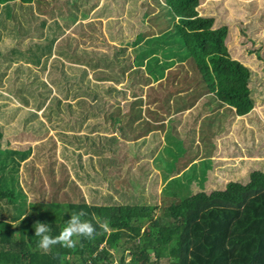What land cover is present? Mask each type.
<instances>
[{
	"label": "trees",
	"instance_id": "1",
	"mask_svg": "<svg viewBox=\"0 0 264 264\" xmlns=\"http://www.w3.org/2000/svg\"><path fill=\"white\" fill-rule=\"evenodd\" d=\"M202 1L0 0V92L79 144L70 166L32 167V184L45 175L52 190L28 202L20 177L32 150L3 151L0 131V264H264V119L250 84L264 86V66L253 72L231 56L227 0ZM241 34L258 44L251 63L264 62L263 10ZM122 141L152 149L144 178L133 177L147 188L150 163L159 169L170 204L158 216L149 193L130 204L143 188L118 179L129 165L115 155ZM110 172L118 181L105 188ZM80 210L100 234L73 249H37L36 221L55 237Z\"/></svg>",
	"mask_w": 264,
	"mask_h": 264
},
{
	"label": "rangeland",
	"instance_id": "2",
	"mask_svg": "<svg viewBox=\"0 0 264 264\" xmlns=\"http://www.w3.org/2000/svg\"><path fill=\"white\" fill-rule=\"evenodd\" d=\"M209 0H203L201 3V8L206 7V3ZM252 0H227V15L224 22L229 24L231 30H233L234 36L230 43L228 44L231 56L234 59H238L241 62L250 65L253 72L258 71L262 72V66H264V62L260 61L257 62L255 65L251 63L252 59H260L258 56V53L260 50L256 47L257 45H253L252 41L247 39L245 36L241 34V30L245 29L247 25V18H249V15H256L260 14L261 10L264 11V0H259V6L255 10V8L248 7L246 5H249ZM142 10H145L144 8ZM95 27V25H94ZM92 26V29L94 28ZM152 29H155L153 27ZM101 31V28L99 29V33ZM87 33V32H86ZM69 36L71 34H74L75 36L79 37L80 35L84 34V31H78V30H72L68 32ZM264 38V36L262 35ZM100 50H103L104 45H100ZM250 51L251 54L248 52ZM251 55V56H250ZM260 55V53H259ZM261 56V55H260ZM262 62V63H261ZM177 73V72H176ZM175 73V74H176ZM259 74V73H256ZM195 79L196 74L192 75ZM188 78L191 77L187 76ZM173 80V77H172ZM255 81L251 80L250 84L254 88L252 89V96L255 101V107L257 108V114L262 119H264V86H256L254 83ZM205 84H202L201 90ZM201 107V105H200ZM199 108L196 110L198 111ZM255 110V113H256ZM219 113L218 111H213L212 113ZM254 113V114H255ZM40 112H36L32 108H25L22 105H20L16 100H14L12 97H9L6 93L0 92V131L2 133V139H1V148L2 150L6 149H12V150H18V151H28L32 150V157L34 159L28 162V167L23 168V173L20 177V183L22 185L26 186V188L29 190L28 192V202L34 200H40L42 197L38 196L41 194L42 190L40 189L42 186L45 188L47 193H50L52 187L49 185L45 175H43L45 182L41 181L38 185L32 184V177L37 173V170L40 173H44V169H47L50 167L51 164L54 165L55 170L60 169V165H69L67 162V158L70 156L72 157V150L75 148L76 145H79L77 142H72V139L64 138L61 134H57L55 131L51 130L47 124V122L41 117ZM207 113L204 114L203 118L205 116L211 117L212 115H209ZM198 117V116H197ZM202 120V119H201ZM200 121V119H199ZM264 121V120H263ZM199 123H193L191 126L192 128L198 127ZM164 145L166 142V139H162ZM71 143L74 144V147L71 145ZM137 142H125L122 141L119 144H115L113 148L115 149V155L117 154L116 158L122 159V155H125L129 159V165H126L123 168V172L121 173V176H118V179L122 178L128 181L129 183H133V185H139L141 188H143L142 191L137 192L135 190L136 194H132L133 201H131V198L128 199L126 204L136 205L141 204L142 202V195H145V197H148V193L153 196L150 202L151 205L157 204L158 208L155 213V216H158L162 209L165 210L167 206H169V201L167 199H164L165 196L163 195L162 191L165 188V184L162 183L160 178V172L159 169L156 167L155 163L153 162L152 165L150 163V177L148 176V180L150 181L146 185L142 186L140 183L139 178L133 177L134 174L139 173L144 178V173H142L141 168L144 169L145 161L144 159L147 158L150 155V152L152 151L151 147L148 151H144L142 153H139L138 151L141 150L140 144ZM65 144V146H64ZM86 146V145H85ZM95 149H103V146L96 145L93 149H91L86 155L85 159L88 158L89 155L94 156L95 158L97 155H94L92 150ZM78 150V149H76ZM85 150H87V146L85 147ZM79 151V150H78ZM136 154L140 155L138 160L134 159ZM158 153H155V156ZM76 156L77 153H74ZM67 157V158H66ZM104 157L107 158L106 154ZM30 158V159H31ZM29 159V160H30ZM117 162V160H114V163ZM124 164V163H123ZM32 167L38 168L33 169ZM116 167V166H115ZM111 168V167H110ZM127 169H134L137 172H134L132 174V170L125 173ZM112 172H116L112 171ZM112 172L111 174H107L105 177L106 180H104V187L106 188L109 185H114L115 176L113 177ZM127 176H126V175ZM146 174V173H145ZM142 178V179H143ZM118 181V180H117ZM124 181V180H123ZM142 181V180H141ZM120 183H117V187ZM111 190V187L109 189V192ZM50 191V192H49ZM121 191L118 190L117 192V198L119 199L118 202L121 201L123 198ZM121 196V197H120ZM33 200V201H34ZM114 256H120L118 253V250L116 249H110ZM130 258L127 257V260ZM153 261L154 259L151 258ZM70 261L74 262V264H81L80 261L74 256L70 257ZM164 264H169V260H163ZM113 264H118V259H116Z\"/></svg>",
	"mask_w": 264,
	"mask_h": 264
},
{
	"label": "clouds",
	"instance_id": "3",
	"mask_svg": "<svg viewBox=\"0 0 264 264\" xmlns=\"http://www.w3.org/2000/svg\"><path fill=\"white\" fill-rule=\"evenodd\" d=\"M86 215L87 213L84 210L72 213L70 219L66 222V226L55 237L49 235L51 227L47 223L36 221L34 224L35 237L39 238L37 249L42 250L44 253H48L51 247L55 245L73 249L80 243L81 238L94 239L95 235L100 233L96 232V228L90 221L82 219ZM97 223L104 232L109 231L107 222L100 223L97 221Z\"/></svg>",
	"mask_w": 264,
	"mask_h": 264
},
{
	"label": "crops",
	"instance_id": "4",
	"mask_svg": "<svg viewBox=\"0 0 264 264\" xmlns=\"http://www.w3.org/2000/svg\"><path fill=\"white\" fill-rule=\"evenodd\" d=\"M67 34H68V32H67ZM73 36H74V34H72ZM56 55V53L53 55V56H55ZM177 64V63H176ZM199 86V88H198V92H199V94H201V85H198ZM8 95V94H7ZM9 96V95H8ZM210 96H213V94L212 93H210L209 95H205V96H197L198 98V102L199 103H201L202 101L204 102V101H206V99L208 98V97H210ZM10 97V96H9Z\"/></svg>",
	"mask_w": 264,
	"mask_h": 264
}]
</instances>
